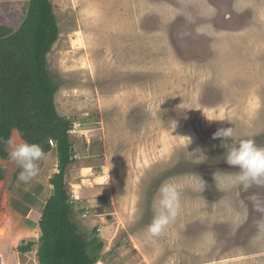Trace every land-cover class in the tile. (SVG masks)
Here are the masks:
<instances>
[{"label": "rangeland", "instance_id": "374dc122", "mask_svg": "<svg viewBox=\"0 0 264 264\" xmlns=\"http://www.w3.org/2000/svg\"><path fill=\"white\" fill-rule=\"evenodd\" d=\"M29 1L0 0V26L17 31ZM49 2L53 103L75 151L64 184L79 231L102 242L98 262L264 264V186L236 183L212 138L233 127L229 142L264 147V0ZM164 183L181 208L150 238ZM13 221L0 219V253ZM20 225L14 245L29 241Z\"/></svg>", "mask_w": 264, "mask_h": 264}, {"label": "trees", "instance_id": "16d2710c", "mask_svg": "<svg viewBox=\"0 0 264 264\" xmlns=\"http://www.w3.org/2000/svg\"><path fill=\"white\" fill-rule=\"evenodd\" d=\"M57 34L49 0H30L17 31L0 26V139L6 141L17 129L20 138L38 144L45 153L51 149V140L58 158V173L49 180L52 193L38 220L40 237L37 243L22 244L18 251L27 254L36 246L39 264H96L102 242L97 237L88 240L79 231L74 201L64 184L75 151L68 133L72 123L57 115L53 97L58 86L48 71L47 54ZM5 145L0 143L1 159H8ZM3 177L0 170V181Z\"/></svg>", "mask_w": 264, "mask_h": 264}, {"label": "clouds", "instance_id": "9594fccd", "mask_svg": "<svg viewBox=\"0 0 264 264\" xmlns=\"http://www.w3.org/2000/svg\"><path fill=\"white\" fill-rule=\"evenodd\" d=\"M234 134L233 127L221 128L213 134L212 138L221 139V147L225 149V163L238 169L234 178L235 182L245 189L252 185L264 186V147H258L252 139H243L238 143L229 142ZM187 140L190 144L191 141L188 138ZM0 143L7 145L9 161L20 169L18 181L27 184L38 175V163L46 157V153L38 144H29L24 141L20 138L17 129L12 130V135L6 141L0 139ZM52 143L53 141L50 140L51 147ZM191 155H199L197 159L199 163H203L206 159L201 149H196ZM200 182L204 184L201 180ZM158 196L155 215L145 230L150 238L161 235L175 221L181 208L180 193L176 185L162 184Z\"/></svg>", "mask_w": 264, "mask_h": 264}, {"label": "crops", "instance_id": "0c3cea01", "mask_svg": "<svg viewBox=\"0 0 264 264\" xmlns=\"http://www.w3.org/2000/svg\"><path fill=\"white\" fill-rule=\"evenodd\" d=\"M6 151H9L7 145ZM53 158L52 151L46 153V157L38 163V175L27 184L18 181L20 169L13 162H10L9 159L0 158V170L3 171L4 176L3 180L0 181V219L4 216L15 220L7 226L8 229L11 227L12 234L8 244L1 250L0 264H39L36 246H33L31 252L27 254L14 252L13 248L17 250V247L22 246L20 243L24 242L20 239L18 244L14 245V240L16 239L15 236L20 238V232L16 230L17 227L23 226L20 223L28 222V220L30 227L25 225L26 229L23 230L25 231L24 235L28 237L25 239H29L28 242L37 243L40 237L38 228V220L41 217L40 208L43 211L46 201L52 193L51 191L48 197V188H52L51 185H48L50 178L58 173L57 171L52 176L50 175V171L58 168V160L56 163ZM5 229H0V232L4 231L0 236H5L6 231H8ZM35 231L36 233H34ZM32 236L36 239L32 240ZM96 264L100 263L97 262Z\"/></svg>", "mask_w": 264, "mask_h": 264}, {"label": "bare ground", "instance_id": "6f19581e", "mask_svg": "<svg viewBox=\"0 0 264 264\" xmlns=\"http://www.w3.org/2000/svg\"><path fill=\"white\" fill-rule=\"evenodd\" d=\"M77 39H79V38H77ZM82 41V40H81ZM77 42H79V41H77ZM77 45V44H76ZM75 46V45H74ZM79 46V45H78ZM82 47V46H81ZM80 49V48H79Z\"/></svg>", "mask_w": 264, "mask_h": 264}]
</instances>
